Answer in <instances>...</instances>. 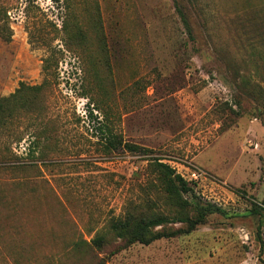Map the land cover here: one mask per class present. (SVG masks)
Listing matches in <instances>:
<instances>
[{"label":"rangeland","instance_id":"obj_1","mask_svg":"<svg viewBox=\"0 0 264 264\" xmlns=\"http://www.w3.org/2000/svg\"><path fill=\"white\" fill-rule=\"evenodd\" d=\"M33 1L0 0L13 31L0 36V97L40 83L60 52L47 116L0 129V264H264L249 212L264 199V124L241 92L264 90V0H176L192 35L174 0ZM101 120L141 148L107 150ZM159 161L226 213L128 244L113 219L194 213L166 191Z\"/></svg>","mask_w":264,"mask_h":264},{"label":"trees","instance_id":"obj_2","mask_svg":"<svg viewBox=\"0 0 264 264\" xmlns=\"http://www.w3.org/2000/svg\"><path fill=\"white\" fill-rule=\"evenodd\" d=\"M33 2H35V0ZM174 2L181 14L185 27L192 35V27L186 13L176 0H174ZM8 18L6 9L0 5V36L4 40H10L13 35ZM65 30L68 33L70 42L75 44L85 43V35L79 27L73 28L65 25ZM29 37L32 43L35 42L34 32L29 31ZM59 52L60 49L57 50L54 47L52 53L44 59V78L40 83L28 85L25 82H21L13 93L0 97V129L8 127L23 113H31V115L37 118L47 116L48 108L45 104V95L53 93L55 87V82L53 80L58 65L57 54ZM243 84L245 86L247 85L246 83ZM241 92L243 95L249 96L256 102L259 116L262 118L264 124V90L252 91L244 89ZM232 110L240 114V110L237 111L233 108ZM90 115L92 116V112H90ZM99 123L100 125L98 128L102 132L101 139L104 140V147L107 150L115 151L125 149L128 151H138L141 148V146L126 141L119 134L113 132L109 125L103 120L99 121ZM156 169L163 179L166 191L178 199L177 202L183 210L190 206L193 208L194 213L190 214L183 211L181 215L173 218V220L164 214H153L146 217L128 213L125 217L113 219L111 222V230L117 238L122 239L128 244L135 242L150 244L161 238H169L184 233H190L199 224L204 223L207 216L212 213H226V210L216 203L201 201L195 194L191 183L180 173L176 172L169 164L160 161L156 162ZM184 194L188 195L189 199H185L183 197ZM249 212L260 216V221L257 226V237L260 242V252L264 253V199L261 202H254ZM175 222H181L184 226L173 228L167 225ZM92 243L96 247L101 248L106 243L105 235H96Z\"/></svg>","mask_w":264,"mask_h":264},{"label":"built area","instance_id":"obj_3","mask_svg":"<svg viewBox=\"0 0 264 264\" xmlns=\"http://www.w3.org/2000/svg\"><path fill=\"white\" fill-rule=\"evenodd\" d=\"M193 177H196L195 173L193 174Z\"/></svg>","mask_w":264,"mask_h":264}]
</instances>
